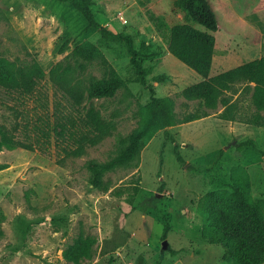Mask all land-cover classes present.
I'll list each match as a JSON object with an SVG mask.
<instances>
[{
	"label": "rangeland",
	"instance_id": "374dc122",
	"mask_svg": "<svg viewBox=\"0 0 264 264\" xmlns=\"http://www.w3.org/2000/svg\"><path fill=\"white\" fill-rule=\"evenodd\" d=\"M92 2L98 23L130 34L141 49L156 96L173 101L169 133L175 142L157 130L136 163L105 173L106 191L93 187L88 162L118 156L140 129L151 95L136 82L124 43L103 40L73 6L57 0H1L0 58L15 68L36 63L44 77L28 94L0 89V132L33 147L0 151V165H7L0 170V264H66L63 250L80 235L97 241L92 259L82 264H236L224 247L202 238L204 209L199 206L208 193L236 186L264 203V126L256 122L264 121V111L257 113L244 83L225 94L234 105L232 123L221 118L222 106L211 111L183 97L182 91L201 78L167 49L168 27L189 21L175 0ZM258 2L210 0L220 25L213 33L210 75L264 56V9H256ZM65 42L69 48L60 52ZM84 42L102 51L124 86L112 98L85 100L77 107L50 71L58 63H73L72 50ZM85 64L79 73L83 89L90 78L106 73L99 61ZM90 105L110 125L109 132L94 145L84 144L80 156L69 154L78 147L76 137H58L55 123L75 119L78 133L87 132L82 119ZM206 111V117L182 122ZM247 140L254 144L238 152L236 146ZM175 144L185 164L177 161ZM165 224L169 231L163 238ZM164 241L168 249L162 251Z\"/></svg>",
	"mask_w": 264,
	"mask_h": 264
},
{
	"label": "trees",
	"instance_id": "16d2710c",
	"mask_svg": "<svg viewBox=\"0 0 264 264\" xmlns=\"http://www.w3.org/2000/svg\"><path fill=\"white\" fill-rule=\"evenodd\" d=\"M57 1L73 6L86 19L88 27L96 30L103 40L123 42L130 57V65L137 75L136 82L148 90L151 95L150 102L143 110L144 120L140 129L129 138L127 144L121 147L118 156L105 163L92 160L88 162L91 174L90 184L97 189L106 191L108 186L103 181L105 173L120 166L136 163L145 143L152 138L157 130H163L165 138L175 142L169 133V128L175 122L173 101L167 97L156 96L155 89L147 82L149 72L144 67L141 49L135 47L130 34L114 33L98 23L91 10L92 0ZM174 4L186 12L189 21L168 27L167 49L170 54L194 70L201 78L199 82L182 91L183 97L188 101H196L199 106L211 111L222 106L224 110L221 118L236 121V115L233 114L234 105L225 97V94L231 91L234 85L244 83L245 88L252 91V103L257 113L264 111V56L210 76L215 54L213 33L220 28L210 0H175ZM256 9H264V0H259ZM194 24L202 26L204 30L198 29ZM157 28L160 29L159 26ZM68 48V43L65 42L61 46L60 52H64ZM71 56L74 58V62L67 65L58 63L51 69L50 78L71 100L72 105L79 107L85 100L112 98L117 90L124 86L123 79L95 44L90 42L79 44L72 50ZM92 61H99L104 65L106 73L102 78H90L83 89L79 73L84 71L85 63ZM43 77L44 72L36 63L28 67L15 68L8 61L0 58V89H16L28 94L33 91L38 80ZM163 78L159 77L157 80L162 81ZM251 83L254 85L251 86ZM85 112L86 115L82 122L87 128V132L82 134L78 133L79 123L75 119L56 121L55 123V134L58 137L65 138L67 134L70 139L76 137L75 142L78 147L66 151L75 156H80L84 152V144L98 143L110 128V125L102 119L100 112L94 106L90 105ZM207 115V111L189 114L184 117L182 122L199 120ZM256 122L264 126V121ZM253 144L251 140L243 141L236 146V150L240 152L244 147ZM18 147L33 148L15 140L6 131L0 132V151L3 149L14 150ZM178 150L179 145L175 144L174 153L177 161L180 164H185V160ZM6 168L7 165H0V170ZM199 207L204 209L202 211L204 213L203 239L211 244L224 247L226 254L236 264H264V203L262 201L245 195L241 187L236 186L231 191L219 190L208 193L202 199ZM168 231L169 226L165 224L163 238H166ZM96 242L94 237L80 235L73 244L63 250L62 254L66 264H82V262L92 259Z\"/></svg>",
	"mask_w": 264,
	"mask_h": 264
},
{
	"label": "water",
	"instance_id": "95a60500",
	"mask_svg": "<svg viewBox=\"0 0 264 264\" xmlns=\"http://www.w3.org/2000/svg\"><path fill=\"white\" fill-rule=\"evenodd\" d=\"M167 249H168V243H167V241H164V242L162 243L161 250H162V251H165V250H167Z\"/></svg>",
	"mask_w": 264,
	"mask_h": 264
},
{
	"label": "crops",
	"instance_id": "0c3cea01",
	"mask_svg": "<svg viewBox=\"0 0 264 264\" xmlns=\"http://www.w3.org/2000/svg\"><path fill=\"white\" fill-rule=\"evenodd\" d=\"M203 30H204V28H203ZM213 65V64H212ZM218 72V71H217ZM218 74V73H217ZM216 75V74H215ZM210 76H214V75H210ZM251 86H253L254 84L253 83H251L250 84ZM231 123H232V121H230ZM236 123V122H235ZM238 123V122H237Z\"/></svg>",
	"mask_w": 264,
	"mask_h": 264
},
{
	"label": "bare ground",
	"instance_id": "6f19581e",
	"mask_svg": "<svg viewBox=\"0 0 264 264\" xmlns=\"http://www.w3.org/2000/svg\"><path fill=\"white\" fill-rule=\"evenodd\" d=\"M215 11V10H214Z\"/></svg>",
	"mask_w": 264,
	"mask_h": 264
}]
</instances>
